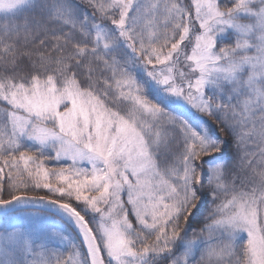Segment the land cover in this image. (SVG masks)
I'll list each match as a JSON object with an SVG mask.
<instances>
[{
	"label": "snow or ice",
	"instance_id": "snow-or-ice-1",
	"mask_svg": "<svg viewBox=\"0 0 264 264\" xmlns=\"http://www.w3.org/2000/svg\"><path fill=\"white\" fill-rule=\"evenodd\" d=\"M16 217L0 264H264V0H0Z\"/></svg>",
	"mask_w": 264,
	"mask_h": 264
},
{
	"label": "rangeland",
	"instance_id": "rangeland-1",
	"mask_svg": "<svg viewBox=\"0 0 264 264\" xmlns=\"http://www.w3.org/2000/svg\"><path fill=\"white\" fill-rule=\"evenodd\" d=\"M81 10H83V8ZM189 115L193 116V114L191 112L189 113ZM193 118L195 119L194 116H193ZM205 119H208V118H205ZM209 124L213 125V127H214V122L211 121L210 119H209ZM226 155L229 158H231L234 155V149H232L231 145H229V148L227 149ZM49 166L50 167H57L58 165H56L54 162H49ZM64 166L67 167V164H64ZM38 194H41V195L45 194V190H39ZM31 211L34 213L39 212L41 214V216L43 217V225L45 227H47L48 229L52 230L53 232H61V233L68 235L70 237L75 236V232H74L73 228H71L61 218H59L55 215H51L50 213H47V212H40L37 210H31ZM199 219L200 218L198 217L197 220L193 221V227L198 226ZM20 223L27 224V220H24L22 217H16L15 219L0 218V230H3L5 228L9 227L12 224H20ZM57 244H59V241H57Z\"/></svg>",
	"mask_w": 264,
	"mask_h": 264
},
{
	"label": "water",
	"instance_id": "water-1",
	"mask_svg": "<svg viewBox=\"0 0 264 264\" xmlns=\"http://www.w3.org/2000/svg\"><path fill=\"white\" fill-rule=\"evenodd\" d=\"M33 207H35V206H33ZM39 208H42V207H39ZM43 209V208H42ZM44 210H46V209H44ZM48 211V210H47Z\"/></svg>",
	"mask_w": 264,
	"mask_h": 264
}]
</instances>
